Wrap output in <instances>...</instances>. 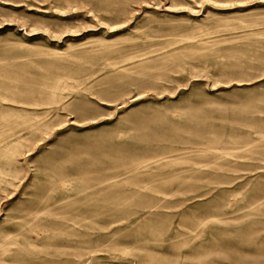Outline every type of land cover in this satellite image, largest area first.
I'll return each mask as SVG.
<instances>
[{
	"label": "rangeland",
	"instance_id": "rangeland-1",
	"mask_svg": "<svg viewBox=\"0 0 264 264\" xmlns=\"http://www.w3.org/2000/svg\"><path fill=\"white\" fill-rule=\"evenodd\" d=\"M0 264H264V0H0Z\"/></svg>",
	"mask_w": 264,
	"mask_h": 264
}]
</instances>
